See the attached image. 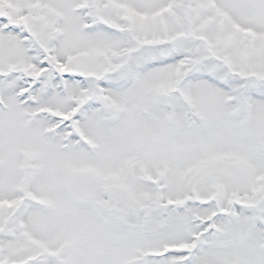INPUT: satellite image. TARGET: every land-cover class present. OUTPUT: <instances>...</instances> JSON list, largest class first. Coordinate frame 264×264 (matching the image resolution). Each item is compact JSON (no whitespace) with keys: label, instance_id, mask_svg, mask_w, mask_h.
<instances>
[{"label":"snow or ice","instance_id":"6c2138e0","mask_svg":"<svg viewBox=\"0 0 264 264\" xmlns=\"http://www.w3.org/2000/svg\"><path fill=\"white\" fill-rule=\"evenodd\" d=\"M0 264H264V0H0Z\"/></svg>","mask_w":264,"mask_h":264}]
</instances>
